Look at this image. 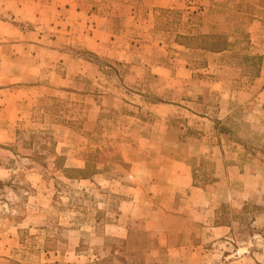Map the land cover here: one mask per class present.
<instances>
[{"label":"rangeland","instance_id":"rangeland-1","mask_svg":"<svg viewBox=\"0 0 264 264\" xmlns=\"http://www.w3.org/2000/svg\"><path fill=\"white\" fill-rule=\"evenodd\" d=\"M0 264H264V0H0Z\"/></svg>","mask_w":264,"mask_h":264},{"label":"trees","instance_id":"trees-1","mask_svg":"<svg viewBox=\"0 0 264 264\" xmlns=\"http://www.w3.org/2000/svg\"><path fill=\"white\" fill-rule=\"evenodd\" d=\"M223 48V47H222ZM222 48H218V47H216V46H214V45H210L209 47H208V50L209 51H212V52H219V51H222L223 49Z\"/></svg>","mask_w":264,"mask_h":264}]
</instances>
